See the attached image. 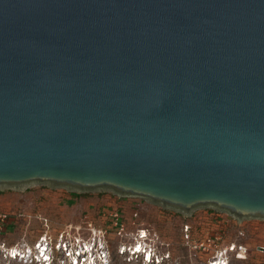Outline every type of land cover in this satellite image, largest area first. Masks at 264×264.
Returning <instances> with one entry per match:
<instances>
[{
  "label": "water",
  "instance_id": "95a60500",
  "mask_svg": "<svg viewBox=\"0 0 264 264\" xmlns=\"http://www.w3.org/2000/svg\"><path fill=\"white\" fill-rule=\"evenodd\" d=\"M264 219V0H0V189Z\"/></svg>",
  "mask_w": 264,
  "mask_h": 264
},
{
  "label": "rangeland",
  "instance_id": "374dc122",
  "mask_svg": "<svg viewBox=\"0 0 264 264\" xmlns=\"http://www.w3.org/2000/svg\"><path fill=\"white\" fill-rule=\"evenodd\" d=\"M0 213L11 217L0 224V264H44L8 257L3 247L11 244L30 247L35 254L37 246L33 245L39 240L55 244L64 239L74 246L75 237L106 238L113 255L109 264H147L122 252L124 244L139 239L144 227L152 237L146 240L157 252L166 258L170 253L160 264H207L217 248L232 243L247 245L249 253L246 259L234 258L230 264H264V219L260 218L240 221L229 213L198 208L186 215L149 200L45 184L0 189ZM56 255L63 257L62 252Z\"/></svg>",
  "mask_w": 264,
  "mask_h": 264
},
{
  "label": "built area",
  "instance_id": "2783aa9c",
  "mask_svg": "<svg viewBox=\"0 0 264 264\" xmlns=\"http://www.w3.org/2000/svg\"><path fill=\"white\" fill-rule=\"evenodd\" d=\"M118 214V213H116ZM7 213H0V224L4 222L7 217ZM122 230L125 227H121ZM148 228H141L139 232V239L129 245H123V253L138 258L141 262L150 263H163V261L170 257V253L166 258L165 255L159 254L155 246L149 243L146 239H151L150 233L147 231ZM149 230V229H148ZM186 232H190V225H186ZM189 236V235H188ZM144 239V240H142ZM60 240V239H59ZM74 246L67 243L64 239L55 242H48L46 240H39L33 245L37 246V252L33 254L32 249L20 248L17 245L11 244L7 247H3L5 254L8 257L29 260L31 263H44L60 264L61 261L68 260V264H109L110 263V250L107 246L106 238H94V241L84 240L81 237H75L72 241ZM204 243H201L203 245ZM200 245V246H201ZM4 246V245H2ZM208 247V246H207ZM206 248V247H205ZM209 249V248H208ZM57 253L62 252L63 257L58 259ZM249 249L247 245L241 243H232L226 245L224 248L220 247L216 249V252L207 260V264H230L232 259H246L248 257ZM112 259V258H111Z\"/></svg>",
  "mask_w": 264,
  "mask_h": 264
},
{
  "label": "trees",
  "instance_id": "16d2710c",
  "mask_svg": "<svg viewBox=\"0 0 264 264\" xmlns=\"http://www.w3.org/2000/svg\"><path fill=\"white\" fill-rule=\"evenodd\" d=\"M10 218H11L10 216L7 217V219H10ZM110 254H111V258L113 259L112 250L110 251Z\"/></svg>",
  "mask_w": 264,
  "mask_h": 264
},
{
  "label": "bare ground",
  "instance_id": "6f19581e",
  "mask_svg": "<svg viewBox=\"0 0 264 264\" xmlns=\"http://www.w3.org/2000/svg\"><path fill=\"white\" fill-rule=\"evenodd\" d=\"M216 264H219V263H216Z\"/></svg>",
  "mask_w": 264,
  "mask_h": 264
}]
</instances>
